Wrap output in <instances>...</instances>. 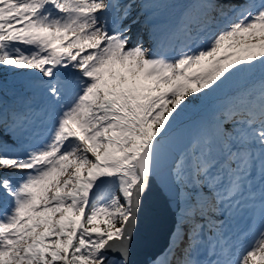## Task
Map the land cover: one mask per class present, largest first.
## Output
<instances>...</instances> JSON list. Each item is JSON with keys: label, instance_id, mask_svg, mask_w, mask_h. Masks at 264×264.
<instances>
[{"label": "snow or ice", "instance_id": "6c2138e0", "mask_svg": "<svg viewBox=\"0 0 264 264\" xmlns=\"http://www.w3.org/2000/svg\"><path fill=\"white\" fill-rule=\"evenodd\" d=\"M131 8L0 0V67L44 90L40 107L0 102V264H129L162 169L176 224L152 264H264V0H195L153 24L152 51L129 46ZM222 93L178 148L191 102Z\"/></svg>", "mask_w": 264, "mask_h": 264}, {"label": "rangeland", "instance_id": "374dc122", "mask_svg": "<svg viewBox=\"0 0 264 264\" xmlns=\"http://www.w3.org/2000/svg\"><path fill=\"white\" fill-rule=\"evenodd\" d=\"M173 1L178 2V0ZM170 2L171 1L167 0H158V7L155 10H146L145 13H143L144 11L140 8L141 3L139 2V0H121V3L123 4L130 3L132 5L129 18L124 21L125 25H130L131 27V31L129 34L131 36L130 40L136 43L137 37L142 36L144 40V47L150 49V32H148L144 26L147 25V23L166 24L170 20L172 21L179 6L172 5ZM133 21H135V23H133ZM19 72L20 75L15 79V82L6 86L7 91H2L0 93V99L6 101V105L10 103H16L17 105L20 104V106H24L25 103L30 102L33 107L43 106L44 90L42 87H34L35 85L40 84L41 81L36 77L33 72H29L26 70H20ZM245 86L247 85H245L243 82H240L234 87ZM7 92H15L16 94H18V96L15 99L2 95L7 94ZM225 99L226 96H222L217 97V99L213 101L214 103L211 106V113L209 116L210 118H207L205 120L193 119L190 123H188V127L186 126L180 129L182 134L180 136H174L178 148H183L187 146V144L192 140V138H194L204 126L210 124L213 121L215 115L218 113Z\"/></svg>", "mask_w": 264, "mask_h": 264}, {"label": "trees", "instance_id": "16d2710c", "mask_svg": "<svg viewBox=\"0 0 264 264\" xmlns=\"http://www.w3.org/2000/svg\"><path fill=\"white\" fill-rule=\"evenodd\" d=\"M145 4L153 5V7H151L150 9H154L155 6L157 5V0H141V6L143 7V5H145ZM19 71L20 70H18V69L0 67V92L7 91L6 86H8L9 84H11L15 81V78L18 77V75H19ZM224 94L225 93L219 94L218 96H216L214 98H210L206 101H201L200 99L193 100L191 102L192 103V110L187 114L186 118L183 121L187 122L188 120H192L196 117L204 116L211 109L213 101L215 99H217V97H220ZM4 95H6L8 97L9 96L10 97H16L17 96L15 93H11V92H7V94H4ZM0 102L4 103V100H0ZM3 106L9 110H11L13 108L19 109V107H17L16 105H13V104H10L9 106L4 104Z\"/></svg>", "mask_w": 264, "mask_h": 264}, {"label": "water", "instance_id": "95a60500", "mask_svg": "<svg viewBox=\"0 0 264 264\" xmlns=\"http://www.w3.org/2000/svg\"><path fill=\"white\" fill-rule=\"evenodd\" d=\"M167 178L166 177V169H162L161 171V176L160 177H156L154 176L153 178V181L158 184L159 180H161V178ZM169 200V199H168ZM171 212L173 213L176 209L172 206L171 204ZM141 217H142V210H141V213H140V220H141ZM140 223V221H139ZM138 230V231H137ZM137 230H136V236L138 237V239H140L139 243L141 245H144V247L146 248L151 242L153 241H156V237L150 230L147 231V233H145V231H142L139 224H138V227H137ZM139 233V234H138ZM152 233V234H151ZM149 236V238H145V236ZM149 241V242H148ZM152 255H148V256H145L143 258H141L139 261H136L135 258L132 256V253L130 251V256H129V264H145L150 258H151ZM132 257V258H131ZM135 260V261H134Z\"/></svg>", "mask_w": 264, "mask_h": 264}, {"label": "bare ground", "instance_id": "6f19581e", "mask_svg": "<svg viewBox=\"0 0 264 264\" xmlns=\"http://www.w3.org/2000/svg\"><path fill=\"white\" fill-rule=\"evenodd\" d=\"M130 34V33H129ZM161 197V196H160ZM160 201H162V200H160Z\"/></svg>", "mask_w": 264, "mask_h": 264}]
</instances>
